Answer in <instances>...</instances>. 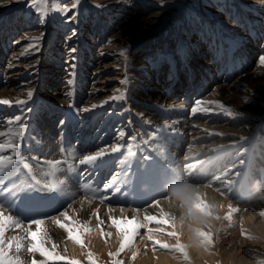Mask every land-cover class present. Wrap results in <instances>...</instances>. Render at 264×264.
<instances>
[{
	"label": "rangeland",
	"instance_id": "374dc122",
	"mask_svg": "<svg viewBox=\"0 0 264 264\" xmlns=\"http://www.w3.org/2000/svg\"><path fill=\"white\" fill-rule=\"evenodd\" d=\"M75 2L43 0L45 14L38 11L41 4L32 6V0H0V76L3 77H0V89L15 86L6 83L9 81L6 74L10 68V55L17 52L18 57L13 58V63H18L25 70L19 85L29 87L31 83L28 92L33 93L31 97L0 95V99L10 101V104H0L9 112L4 114L5 117L1 116L6 120L0 117L1 132L7 133L8 129L16 131L20 124L27 130L25 135L35 137L33 146L41 149L43 137L40 128L45 129L43 118L52 121L55 132H58V117L64 114L61 116L65 117L62 131L69 128L72 139L58 140L60 157L54 161L62 162L59 165L64 167L65 175L76 182L77 189L82 187V192L79 190L82 195L93 199L104 196L100 190L110 178L112 181L119 179L120 183L109 188L111 198L108 199L118 197L117 202L122 206L142 208L166 197L165 185L174 181L155 156L160 149L168 151V146L172 144L165 130H171L166 117L193 119L204 116L207 112L204 109H208L219 115L220 120L215 119L212 123L222 122L223 127L237 139L230 144V153H227L228 180L243 179L250 167L252 174L264 182V65L260 63V57L264 56V6L254 0H79L78 6L73 9L71 5ZM136 12L143 17L149 15L150 20L141 21V18L134 16ZM187 49L191 51L188 59L185 57ZM140 56L147 57V63L136 64ZM48 78L51 79L50 85L46 83ZM103 78H108V85L98 83ZM69 79L71 83H68ZM37 81L39 84L34 85ZM111 85H115L116 89L108 92L106 89ZM53 87L61 91L59 94L63 99L54 98L58 94L51 93ZM156 87L164 89L165 95L161 100H154L150 96L151 90ZM15 88L17 86L12 89ZM87 98L93 100L88 102ZM175 99L176 102H171ZM17 100L24 102L17 103ZM196 104L197 111L193 112L191 107ZM217 104H223L224 109L217 107ZM93 105L96 107L93 108ZM81 114H86L88 120L96 118L91 131L85 128L88 139L95 132L101 133L99 136L102 137L103 131H110L106 144L112 142L111 139L124 140L119 159L85 166L92 170L90 174H83L81 167L84 165L79 159L69 158L64 148L65 144L72 142L73 151L81 148V139L77 138L79 134H84V130L80 133L82 129H79L83 124ZM158 116L163 118L160 119L162 124L152 121ZM100 121L102 125L98 126ZM121 132H125L123 136H120ZM56 135L51 138L53 144L56 143ZM12 137L5 135L0 143H8L10 139L22 142ZM225 146L217 145L218 152ZM28 151L31 148H25L24 152ZM44 151L49 154L47 149H41L32 165L31 152L28 153L27 161L31 166L35 164L36 169L32 167L30 175L27 170H22V164L16 163L5 164L3 176L0 177V188L4 189L0 193V204H4L3 208L10 210L21 222L31 224L33 231L36 227L32 219L50 220V216H58L57 209L62 205L61 184L45 188V182L39 178L42 182L40 185L27 187L28 183H34L32 176L38 170L41 171L38 173H44V179L52 177L50 182L59 180L53 175H45L53 172V169L46 162L52 159ZM108 169L111 175L107 174ZM171 169L179 170L180 167L173 166ZM40 188H44V191H39ZM241 188L238 186V189ZM227 199L238 205L245 200L247 204L262 202L264 206V200L259 199L257 190L249 199L233 196H227ZM226 205L228 208L224 215L213 221V229H202L211 234L212 244H203V249L199 251L188 248L186 237L171 225L151 222L150 225L156 229L150 231L141 227L126 252L119 256L109 255L119 250V243L115 250L106 248L100 256L91 252L93 259L96 264H115L116 261L122 264H160L158 256L162 255L168 262L177 260L178 264H264V215H261L264 207L258 206L251 217L242 213V207L237 206L238 211L232 213L229 222L224 219L229 211V204ZM75 208L77 210L76 204ZM212 214L216 216V213ZM164 225L166 231H162ZM41 229L45 230L42 225ZM172 231L179 233V242L188 253L187 260L171 247L177 242V237L168 235ZM150 235L152 240H149ZM13 236L23 235L8 234L4 239L9 240ZM154 240L167 243L170 247L160 248L153 243ZM88 253L87 250L81 252L72 260L89 264ZM133 254L135 259L132 258ZM147 255H150L149 258ZM19 256L23 260L22 255ZM55 261L61 264L65 262Z\"/></svg>",
	"mask_w": 264,
	"mask_h": 264
},
{
	"label": "bare ground",
	"instance_id": "6f19581e",
	"mask_svg": "<svg viewBox=\"0 0 264 264\" xmlns=\"http://www.w3.org/2000/svg\"><path fill=\"white\" fill-rule=\"evenodd\" d=\"M254 2H256L257 4H260L261 6H264V0H254ZM261 8H263V7H261ZM262 11L264 12V9H262ZM134 16H136L138 18H141V21L142 20L143 21L150 20L149 19V15L148 16L145 15L146 17L145 16L143 17L138 12L134 13ZM130 20H133V19H130ZM14 21H15V19H14ZM113 35H115V34H113ZM124 36H126V35H124ZM26 48H27V46H26ZM13 51H15V50H13ZM190 53H191V51L189 49L185 50L186 59H188V56L191 55ZM17 57H18V53L17 52H12V54L10 55V60H9L10 68L8 70V74H6L7 75V79L9 80V81H6V83L7 84H11V83L14 84L15 86H17V89L15 88L16 90H13L12 88L15 87L13 85H10V86H12V87H10V89L3 87L2 89H0V95L9 96V95H12V94H14V95L15 94H17V95L19 94L20 96H25V95H27L28 90L31 89V83H30L31 81L29 82L30 83L29 87H27V86L25 87L23 85H19L22 82L21 78L24 75V73H25L24 71L25 70L20 68L21 65H19L18 63L17 64L13 63V58L16 59ZM197 60L200 62V59H197ZM145 63H147V57L140 56V58H139V60L137 61L136 64L141 65V64H145ZM24 64L26 65V63H24ZM101 64H103V63H101ZM100 70H102V69H100ZM3 73H5V72H3ZM119 75H121V74H119ZM106 77H108V76H106ZM223 77H224V75H223ZM1 78H3V77H1ZM238 79H240V78H238ZM69 80H71V79H69ZM50 81H51V79L48 78L46 83L47 82L49 83ZM108 82H109L108 78H103V79H100L98 83H100V84L105 83V84L108 85ZM223 82H225V81H223ZM2 83H3V80H2ZM36 83L39 84L38 81H37V82H34V85ZM49 85H50V83H49ZM156 85H159V84H156ZM5 87H6V85H5ZM115 89H116V86L115 85L114 86L111 85L106 90L108 92L109 91L112 92ZM163 90L164 89H162L160 87L159 88L156 87V88L151 90L152 93H151L150 96L154 100H161L163 98L162 96L165 95ZM50 91H51L52 94H54V93L58 94L57 96H54V98L63 99L62 95L59 94V93H61L60 90H56L55 87H53ZM86 100L89 102V101H92L93 98H87ZM202 100H204V99H202ZM172 101L176 102V99L175 100H171V102ZM171 102H169V103H171ZM159 104H157V105H159ZM198 104H200V102ZM195 107H198L197 104L193 105L191 108L194 109ZM5 109H7V108H2L0 106V117L4 116V114L9 113V112H6ZM59 113H60V111L57 112V114H59ZM62 115H64V114H62ZM62 115L60 114V117H58L59 118V120H58L59 124L56 125V127L59 128L58 132H55V127L52 125V121L50 122V120H48L47 118L46 119L43 118L44 121H45V127H44L45 129H42V128L39 127L40 130H41L42 137H43L42 138V143L43 144H42L41 149L45 148V149H47L49 151V154L46 151H44V152H46L49 155L48 158L52 159V161L57 160L60 157V153H59V150H58V148H59L58 147V144H59L58 140H61L62 138H64V141L72 139L71 138V130L69 128L65 129V131H62V127H63V124L65 122V117H61ZM85 115L81 114L80 118H81V121H82L83 124H81L79 126V129L80 128L82 129L80 131V133L83 132V130H84V134L83 135L79 134L77 136V138L81 139V143H82L81 146H80L81 148L79 150L75 149L76 151H73V149H74L73 142H72V144L70 143V145H66V144H65V146L63 145L64 148H66V150L68 151V157L72 158L74 160H77V159L82 160L84 158V156H86V155H95L96 152L102 151V152H105L106 154L103 157L98 158V160L93 162V163L101 162L102 164H104V163H107L109 161L116 162L119 159L120 153L123 150L122 149V144H123L124 140L122 138H118L117 139L115 137L117 139L115 141L114 139L110 138L113 141L110 142L109 144H106V139L109 141V136L108 135H109L110 131L108 133H106V131H103L104 135L102 137L99 136V135H101V133L95 132L92 135V138L88 139L89 138V134H86L85 128H88V130L91 131L92 127H93V124L96 121V118L94 120H90L89 119L90 120L89 121L88 117H86ZM175 115H177V114H175ZM4 117L3 118L1 117V118L5 119ZM218 117H219V115L217 114V112L216 111H211V110H208L204 114V116L195 117L193 119L191 117H188V118H184V117H182V118H180V117H166V118H168L167 122L169 123V127H170L171 130H168V129H165V130L168 132V134H169V136L171 138L170 140L172 141V144L170 146H168L169 147L168 151L164 152L163 149H160L159 152H155V156L157 158L158 163L161 164L162 168H164L165 171L169 172V177L171 179H173L174 181H178L180 179H185V180H188L190 183L198 186L200 188L201 192L204 194L202 199H203V201L205 203H208L210 200L216 201L217 204H218V208L214 211V213H216V216H219L221 218L224 215V213L227 210V208H228L226 204L232 205L231 203H233L235 207H237V206L242 207V213L248 214L251 217H253L254 213H255V209L258 206L264 207L262 205L263 204L262 202H257V203H253V204H247L246 201L244 200L243 204H241V205L239 204L238 205V204H235L234 202H232L233 200L227 199V196L239 197L240 199H249V198H251V197H253L255 195L256 189L253 187V185L256 182H259L260 186H264V182L262 183V181H261L263 179L253 175L252 174L253 172H252L250 167H249V171L246 173L247 176H244V178L241 179V180L238 179V181H234L235 184H234L233 188H230L229 185L224 184V183H222L220 181H216L214 179L215 176L219 175V176H221L222 180H228L229 170L226 167V163L228 161L227 153H230L229 152L230 149H231L230 148L231 147L230 144L237 141V139L234 137V134H231V132L228 131L226 129V127H223L222 122L220 124H216V123L213 124L212 123L213 120H215V119H217V121H219L220 119H218ZM56 118L57 117H54V119H56ZM160 119H163V118L158 116L156 118H153L152 121H154L156 123L161 122V124H162L163 121L160 120ZM6 123H7V121H6ZM18 125L20 127V124H18ZM69 125H71V124H69ZM101 125H102V123L100 121L98 126H101ZM27 126H29V122H27ZM120 126H119V128H120ZM159 126H160V123H159ZM246 129H244V130H246ZM97 130L98 129H96V131ZM0 132H1V129H0ZM123 133H125V132H123ZM54 135H56L55 138H54V140L56 141L55 144H53V142L51 140V138ZM3 137H0V139H3ZM24 137H26V138L24 139ZM24 137L22 139V142H20V144H21L20 149L18 150V152L15 154V156L13 158H14V160L16 159L17 164H20L19 163L20 158L23 157L25 159V161H27L28 160L27 159V155H28V153L31 152V156H32L31 157V165H32L33 163H35V158L38 157L36 155H37V153L40 152L41 149L40 148H35L33 146V144L35 143V137H33L31 134L30 135L26 134V135H24ZM103 137L105 138V140H104ZM12 138H14V136ZM136 140H138V139H136ZM17 142H19V141H17ZM2 143H4V142H2ZM217 145H227V146H225L226 147L225 149L223 148V150H220L218 152ZM113 147H119V151L113 153L112 152V148ZM25 148H27V149L31 148V151L24 152ZM180 150H181V152H179ZM224 151H225V154H223ZM8 152H10L9 156L13 155L10 149L5 150L4 152H2L0 154L7 156ZM75 152H79V153H75ZM44 155H45L44 157L46 158V154H44ZM37 159H39V158H37ZM27 162L29 163V161H27ZM43 162H45V161H43ZM34 165L32 166L33 168L35 167ZM61 165L57 166L58 167V171H55V174L53 175L54 177H56V179H59V181H62V179L65 178V179H63L64 181L61 184V191L64 194L59 192L61 194V204H62L60 206V208L57 209V210H59V214L56 217H55V215H54V217H52L53 215L50 216L51 217L50 220L49 219H47V220L42 219V221H43L42 226L45 228V230L42 231V237L45 240V248L51 253V256L50 257H42V256L39 255V253H30V252H28L27 251V247L28 246L27 247H23L21 252L17 253V254L18 255H22V258H23L22 261H23L24 264H29L33 260H36L37 263H39V264H40L41 261H43L44 264H61V263H57L55 261V260H61V259L57 258V257H60V256H63V257L66 258L65 262L62 263V264H67V260L68 259H71V260L73 258L75 259V256L79 255L81 252H84L86 250L89 251V252L96 253L97 256H100L101 253L106 248L115 250V247L119 243H121L122 235L115 228V226L112 224V219L113 218L120 219V220H123V219L131 220V219L135 218L137 223L143 225V228H146V230H152L153 231L156 228L152 227L150 225V222L145 220L146 216H155V217H157V219H160L164 213H168L169 216L172 213H175L177 216L179 215V210L176 209V208H172L170 206V203L168 202V197L167 196L166 197H162V198H160V199H158V200L152 202L151 204H149L147 206H144L142 208H135V207L132 208L130 206H122L120 203L117 202L118 197H116V199H111V200H109V199L102 200L101 197H100V199H93L91 197L84 196L81 193L82 191L80 192L79 189H77L75 187L76 186V182L74 183L73 181H71L67 177L68 175L67 176L65 175L66 172L65 173L63 172L62 169H64V167L61 166ZM83 165H84V168H85V166L88 167V166H91L92 164L90 163V164H83ZM188 165H193V167L189 168ZM219 165H220V168H218ZM173 166H179L180 169L179 170L171 169ZM109 168L113 169V167H111V166ZM85 169H89V168H85ZM19 170H21V169H19ZM22 170H23V168H22ZM96 170H98V169H96ZM64 171H66V170H64ZM38 172H41V171L38 170ZM38 172L35 173L36 179L40 178L41 181H43L45 183L47 181H50V179H53L52 177L48 178V179L47 178L44 179L42 177V175H44V173L41 174V173H38ZM42 178H43V180H42ZM85 180H86V178H85ZM93 182H94V180H93ZM109 183H112L111 178L109 179V181H107L103 185L101 193L104 192V196H107L108 198H111L110 190H109V188H106V185L109 184ZM79 184H80V182H79ZM163 185H161V186H163ZM238 186L239 187L242 186V188L238 189ZM80 189H82V187ZM55 191H58V190H55ZM84 192H85V190H84ZM157 193H159V192H157ZM55 194H57V193H55ZM94 195H96V194H94ZM59 197H60V195H59ZM51 199H53V197ZM75 204H76L77 210L75 208ZM56 207H58V206H56ZM0 211H2L4 213V215H6V216L7 215L14 216V214H12V212L10 210L6 209V208H0ZM65 213L67 214V218L64 215ZM14 218L16 220L20 221L17 217L14 216ZM81 219H83V220L81 221ZM56 221H60L61 223L69 224L70 226H73V225L74 226L86 225L88 228H90L91 230L88 231V232H83V230L81 229V235H82V239L84 240V246L81 247L80 245L76 244L71 239H69L68 235H67V231L65 229L60 228L59 225L56 223ZM20 223H21L22 227L19 228V229L15 228L14 225L7 226V230L5 232V235L7 236L8 234L17 233V234H22L23 236H26L27 233L24 232V229L27 228L30 224L29 223L25 224V223H23L21 221H20ZM35 227H36V225H35ZM171 228H173V227L171 226ZM162 229H163L162 231H166L165 225L162 227ZM31 230L33 231L34 229L31 228ZM109 233H110V235H108ZM134 241H135V237H134L133 242ZM26 244H29V241L27 239L24 241V245H26ZM53 245H55V247H53ZM125 250L127 251L128 247ZM12 253H15V250H13ZM147 256L149 258L150 255H147ZM158 261L160 262V264H167V263H169V264H178L177 260H171L170 262H168L167 260H165L164 256H162V255L158 256Z\"/></svg>",
	"mask_w": 264,
	"mask_h": 264
},
{
	"label": "snow or ice",
	"instance_id": "6c2138e0",
	"mask_svg": "<svg viewBox=\"0 0 264 264\" xmlns=\"http://www.w3.org/2000/svg\"><path fill=\"white\" fill-rule=\"evenodd\" d=\"M79 0H76L75 3L71 5V7L74 9L78 6ZM37 4H41V7L38 9L41 13L46 14V7L43 4V0H32V6H35ZM69 9H64V11H68ZM123 54V53H122ZM260 63L264 65V56L260 57ZM68 83H71V80L68 81ZM121 83H125L124 81H121ZM33 93L29 91L27 93L28 97H31ZM123 93H121V96ZM117 97H113L115 99ZM24 101L17 100V103H23ZM215 103V102H212ZM0 104H10V101L8 99H0ZM93 108L96 107V105L92 106ZM217 107L224 109L223 104H217ZM85 111H88V109H85ZM197 111L196 108L193 109V112ZM204 111H208V109H204ZM227 111V110H226ZM229 115H231V112H228ZM18 119V118H17ZM9 123H12V121H9ZM26 132V128L24 126H20L18 130L13 131L12 129H8L7 133L5 132H0V137H3L5 135L8 136H15L19 140H22ZM124 133L121 132L120 136H123ZM21 144L19 142H15L13 140H9L8 143H0V153L4 152L5 150L10 149L12 154L11 156H5L0 154V177L3 176V168L5 164L7 165H15L17 163L16 160H14L15 154L18 152L20 149ZM119 151V147H113L112 152H117ZM105 152L98 151L96 152L95 155H86L82 160H80L81 164H90L98 160V158H101L105 155ZM20 164H22L23 169L27 170L29 174L32 173V166L25 161L23 157L20 158L19 161ZM40 163V162H37ZM62 163L61 161H47V164L51 169L54 171L51 173H45L46 176L48 175H54L55 171H58V165ZM241 164H243V161H241ZM189 168L193 167V165H188ZM237 175H239L237 173ZM216 181H220L224 184L229 185L230 188L234 187L235 182L234 181H229V180H222L221 176L217 175L214 177ZM32 181L34 183H28L27 187L33 188L41 184V181L36 179V177L33 175L32 176ZM63 181L57 180L56 182H46L44 187H58L60 184H62ZM120 183L119 179H113L112 183H109L106 185V188H112L116 184ZM14 188L16 187L15 185L13 186ZM3 188H0V193L3 192ZM117 191H119V188H116ZM39 191H44V188H40ZM102 200L108 199L107 196L101 197ZM158 203V202H157ZM207 203L204 201L201 204V207L206 206ZM10 206V205H9ZM5 207L4 204H0V208ZM238 209L235 207H232L229 205V211L228 214L224 217V219L228 220L231 222L232 220V213L237 212ZM67 218V214H64ZM261 215H264V213H261ZM145 220L148 222H155L157 224H170L173 228H175V224L173 223V220L170 219V216L168 213H164L160 219H157L155 216H146ZM56 223L59 225L60 228L65 229L67 231L68 238L71 239L73 242L76 244L80 245L81 247L84 246V240L82 239L81 235V229L83 232H88L91 229L88 228L86 225H79V226H70L69 224L61 223L60 221H56ZM32 224L36 225V230L32 231L31 230V224L24 229V231L27 233L26 236H13L9 240H5V232L7 230V226L9 225H14L15 228L19 229L22 227L20 221L16 220L14 216L12 215H4L2 211H0V264H23V261L21 260L19 255H11L13 250H15V253H20L21 250L24 247V241L27 239L29 241L27 251L30 253H39L40 256L42 257H50L51 253L45 248V240L42 237V229L41 225L43 224L42 220L39 219H32ZM112 224L115 226V228L121 233L122 235V240L120 243L119 250L115 253L112 254L110 253L109 255H116L119 256L120 253L124 252L127 247H129L133 240L134 237L136 236L138 230L143 227V225L139 224L136 222L135 218L128 220V219H112ZM151 231V230H150ZM110 235V233L108 234ZM169 236L177 237V242L174 246H171L175 251L180 252L183 254L184 258L187 260L188 259V253L185 251V246L179 242V233L176 231H172L168 233ZM200 238L201 242L206 245H211L212 244V236L209 232L201 231L200 233ZM152 236H149V240H152ZM154 244L159 245L160 248L168 249L170 245L167 243H161L159 240H154ZM55 247V245H53ZM58 259L65 260L66 258L63 256L57 257ZM133 259H135V254H133ZM88 259H89V264H96L95 259H93L92 253H88ZM31 264H37L36 260H33ZM40 264H44L43 261L40 262ZM67 264H80L79 261L77 260H67ZM115 264H122L121 261H116Z\"/></svg>",
	"mask_w": 264,
	"mask_h": 264
},
{
	"label": "clouds",
	"instance_id": "9594fccd",
	"mask_svg": "<svg viewBox=\"0 0 264 264\" xmlns=\"http://www.w3.org/2000/svg\"><path fill=\"white\" fill-rule=\"evenodd\" d=\"M253 187L257 190L259 199L264 200V186L256 182ZM165 189L170 206L179 210V215L172 213L170 219L181 235L186 237V246L198 251L203 249L200 238L202 229H213V221L220 219L212 214L218 208L217 202L210 200L206 206L201 207L204 194L198 186L185 179L169 182Z\"/></svg>",
	"mask_w": 264,
	"mask_h": 264
}]
</instances>
